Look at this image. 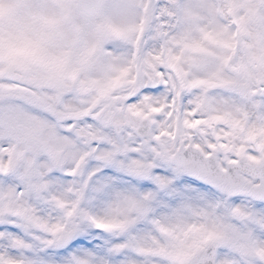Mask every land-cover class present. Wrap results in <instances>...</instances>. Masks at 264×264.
<instances>
[{
	"label": "snow or ice",
	"instance_id": "1",
	"mask_svg": "<svg viewBox=\"0 0 264 264\" xmlns=\"http://www.w3.org/2000/svg\"><path fill=\"white\" fill-rule=\"evenodd\" d=\"M0 264H264V0H0Z\"/></svg>",
	"mask_w": 264,
	"mask_h": 264
}]
</instances>
